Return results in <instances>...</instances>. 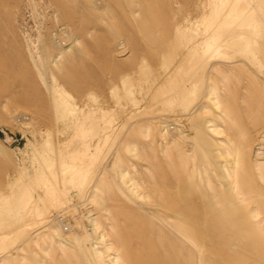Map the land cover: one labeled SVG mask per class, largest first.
<instances>
[{
    "label": "rangeland",
    "instance_id": "rangeland-1",
    "mask_svg": "<svg viewBox=\"0 0 264 264\" xmlns=\"http://www.w3.org/2000/svg\"><path fill=\"white\" fill-rule=\"evenodd\" d=\"M156 263L264 264V0H0V264Z\"/></svg>",
    "mask_w": 264,
    "mask_h": 264
},
{
    "label": "bare ground",
    "instance_id": "bare-ground-1",
    "mask_svg": "<svg viewBox=\"0 0 264 264\" xmlns=\"http://www.w3.org/2000/svg\"><path fill=\"white\" fill-rule=\"evenodd\" d=\"M55 100V99H54ZM56 103V102H55ZM181 202L183 203V204H186L187 203V201H182L181 200ZM183 209V212H184V210H185V208H182ZM183 212H179L178 213V216H179V218H180V221L181 222H184V223H187V222H190L191 223V219H188L187 217H185V215L183 214ZM127 213V212H126ZM204 214V213H203ZM127 215V214H126ZM128 216V215H127ZM58 219V218H57ZM169 222V221H168ZM170 230H171V232H173V230L176 232V230H178V229H176L174 226L173 227H171L170 228ZM184 229H182V231H183ZM186 231H188L187 229H185ZM174 234V233H173ZM77 238H79L78 236H77ZM179 238V237H178ZM187 238V237H186ZM180 239L181 240H184L185 239V237H180ZM186 240V239H185ZM188 240V239H187ZM61 241H63V245H68V242L67 241H65V239H62ZM87 241V240H86ZM183 242V241H182ZM191 242V241H190ZM86 250H87V248H86ZM88 251V250H87ZM90 253V252H89ZM157 257V256H156ZM158 259V258H157ZM166 259V258H165ZM164 259V260H165ZM159 260V259H158ZM159 261H161V260H159ZM166 263H167V261H166ZM157 264V263H156Z\"/></svg>",
    "mask_w": 264,
    "mask_h": 264
}]
</instances>
